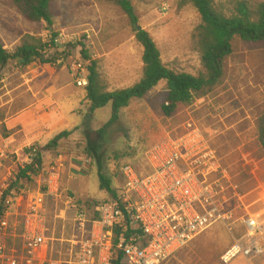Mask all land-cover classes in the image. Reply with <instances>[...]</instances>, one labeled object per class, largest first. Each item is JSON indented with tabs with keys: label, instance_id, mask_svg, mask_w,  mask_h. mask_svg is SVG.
<instances>
[{
	"label": "rangeland",
	"instance_id": "374dc122",
	"mask_svg": "<svg viewBox=\"0 0 264 264\" xmlns=\"http://www.w3.org/2000/svg\"><path fill=\"white\" fill-rule=\"evenodd\" d=\"M235 1L241 0H213L227 16ZM131 2L138 27L152 37L162 62L175 71L197 75L199 55L192 42L199 24L195 9L191 5L181 7V0ZM86 33L90 36L87 44L84 41ZM50 34L65 37V45L58 51L68 50L69 61L78 60L79 52L75 48L83 44L90 60L98 63L107 91L131 87L139 81L142 50L118 8L91 0H55L54 24L48 27L44 23H26L5 0H0V42L7 51L18 47L26 35L43 40ZM25 72L26 68L16 62H10L2 70L0 121L8 110L16 111L27 105L29 99L20 94L26 85L15 75ZM164 85L160 83L143 99L132 102L122 110L119 121L106 128L110 106L96 111V116L84 113L82 129L72 131L61 141L59 155L63 159L73 155L72 173L75 171V175L67 174L60 179L59 198L48 204L47 224L49 235L56 240L54 251L61 253L62 258L68 248L67 242L77 235L76 212L86 211L91 217L96 211V206L92 208V205L109 199L99 189L98 173L109 180L117 196L123 186V166L130 164L140 175H145L149 171L148 150L165 138L183 135L188 126L209 138L221 164L234 176L241 198L222 204L224 210L232 212L231 231L215 224L161 264H222L221 256L245 234V228L238 221L244 217L241 204H261L264 196V158L258 155L255 143L256 120L264 112V43L237 42L226 61L220 87L189 106H179L170 118L164 117L161 111L166 95ZM0 134H6L1 125ZM84 160L89 163L84 164ZM42 187L37 180L29 182L30 193H37ZM228 264L252 263L238 256Z\"/></svg>",
	"mask_w": 264,
	"mask_h": 264
},
{
	"label": "built area",
	"instance_id": "2783aa9c",
	"mask_svg": "<svg viewBox=\"0 0 264 264\" xmlns=\"http://www.w3.org/2000/svg\"><path fill=\"white\" fill-rule=\"evenodd\" d=\"M84 37L89 43L90 36ZM64 39L62 34H50L42 41L61 48ZM69 60L59 57L56 64L70 71L76 87L85 88L86 64ZM13 145L9 136L0 140V264H114L113 248L126 264H161L215 224L232 230V212L222 205L241 198L232 174L221 164L209 138L188 126L183 135L165 138L148 150L146 175L130 164L123 166L117 197L97 206L98 218L89 229L84 213L77 212L76 237L67 242L64 258L57 253L58 260H52L56 240L49 235L48 204L59 198L65 161L57 154L49 155L46 162L37 145L21 149ZM27 167L31 168L28 179L12 185ZM32 180L43 185L37 193L29 191ZM238 221L245 234L221 256V263L242 256L249 261L261 258L264 264V219L244 215Z\"/></svg>",
	"mask_w": 264,
	"mask_h": 264
},
{
	"label": "trees",
	"instance_id": "16d2710c",
	"mask_svg": "<svg viewBox=\"0 0 264 264\" xmlns=\"http://www.w3.org/2000/svg\"><path fill=\"white\" fill-rule=\"evenodd\" d=\"M5 1L28 24L44 23L48 27H52L54 24L55 0ZM91 1L118 8L126 17L133 30L135 42L142 50V70L139 81L125 89L107 91L99 73L98 63L90 60L83 44H78L75 48L79 52L78 61L86 64L87 86L85 93L88 115L110 106V119L104 128L118 122L122 110L128 108L132 102L143 99L160 83L165 84L166 92L161 105L162 114L166 118L172 117L179 106H189L195 100L206 97L220 87L225 76L226 61L234 52L237 42L264 43V1L232 2L231 14L227 16L215 6L213 0H181L180 6L191 5L199 18V24L192 35V42L199 55L200 71L193 76L175 71L162 62L160 51L149 33L143 29L137 31L138 17L131 0ZM58 49L53 44L49 45L30 35L24 36L20 45L11 52L7 51L0 42V83L2 81L1 72L10 62H16L22 67L37 63L51 65L55 69L62 68L63 65H57L56 61L59 57L66 60L71 54L68 50L59 52ZM69 135L70 132L58 134L43 147L39 146V153L57 155L55 151L59 142ZM7 136L8 134L2 135L4 138ZM255 143L258 155L264 158V112L256 120ZM37 160L39 161V159ZM27 171H31V168L27 167L26 171H20L17 174L16 182L12 185L26 181L28 179ZM97 177L100 191L109 196L107 200L115 199L117 196L112 190L109 180L100 173ZM50 201L54 200L50 199ZM2 204L0 202V217L3 212ZM98 205L99 203L93 204L92 208L94 206L97 208ZM77 212L84 213L88 219V229L91 222L98 218L96 211L91 217L86 211ZM118 233L119 231H114L113 245L116 243ZM129 235L130 232H127L126 236ZM112 251L114 264H126L121 254L115 252L114 248ZM58 258L57 252L51 256L52 260H58Z\"/></svg>",
	"mask_w": 264,
	"mask_h": 264
},
{
	"label": "crops",
	"instance_id": "0c3cea01",
	"mask_svg": "<svg viewBox=\"0 0 264 264\" xmlns=\"http://www.w3.org/2000/svg\"><path fill=\"white\" fill-rule=\"evenodd\" d=\"M25 68V73L15 75H19L26 85L25 90L20 91L21 97L25 96L29 101L26 106L16 111L8 110L6 117L0 121L6 134L14 140L13 148L21 149L26 144L43 147L62 132L80 131L84 113H87L85 88L75 86L72 74L65 67L55 69L51 65L33 63ZM97 113H93L94 116ZM2 138L0 134V140ZM61 141L55 151L58 154L61 152ZM49 155L51 154L45 153L46 162ZM72 156L64 158L66 167L60 179L67 174L71 177L75 175V171L72 173L75 167ZM232 178L235 183L233 175ZM261 198V204H241L244 215L263 220L264 196ZM250 262L260 264L262 259H253Z\"/></svg>",
	"mask_w": 264,
	"mask_h": 264
},
{
	"label": "water",
	"instance_id": "95a60500",
	"mask_svg": "<svg viewBox=\"0 0 264 264\" xmlns=\"http://www.w3.org/2000/svg\"><path fill=\"white\" fill-rule=\"evenodd\" d=\"M140 30H141V28L137 27V31H140Z\"/></svg>",
	"mask_w": 264,
	"mask_h": 264
}]
</instances>
